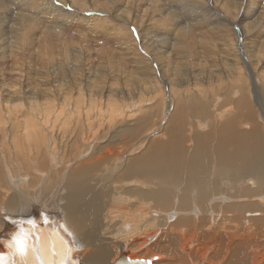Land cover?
<instances>
[{
  "label": "rangeland",
  "instance_id": "374dc122",
  "mask_svg": "<svg viewBox=\"0 0 264 264\" xmlns=\"http://www.w3.org/2000/svg\"><path fill=\"white\" fill-rule=\"evenodd\" d=\"M194 95L229 111L244 98L264 120V0H0V185L6 188L0 186V202L22 187V174H34L31 166L41 161L51 137L58 147L57 159L52 146L48 153L51 168H61L59 192L76 165L95 161L96 148L97 159L107 158L108 150L122 158L119 169L105 175L122 174L128 158L152 147L153 139L163 141L171 117L174 123L173 111L187 104L191 112ZM78 103L96 118L91 130L88 117L79 121L75 116ZM209 110L196 108L200 118L187 114L189 126H197L202 117L211 120ZM239 123L243 130L251 125ZM38 125L47 136V142L39 138L45 142L41 149L37 140L35 146L25 139L26 127L30 133ZM217 141L213 136L214 145ZM21 150L37 152L34 165L21 163ZM59 158L68 162L66 169ZM41 163L38 167L45 171L36 174L38 181L55 179ZM50 191L44 193L47 205L57 196ZM200 232L212 247L210 230ZM168 258L165 264L185 260L183 255L180 261Z\"/></svg>",
  "mask_w": 264,
  "mask_h": 264
},
{
  "label": "bare ground",
  "instance_id": "6f19581e",
  "mask_svg": "<svg viewBox=\"0 0 264 264\" xmlns=\"http://www.w3.org/2000/svg\"><path fill=\"white\" fill-rule=\"evenodd\" d=\"M194 97L191 112L187 111V104L173 111L177 112L173 114L174 123L171 117L163 141L153 139L152 147L128 158L122 174L114 178L105 175L121 166L122 158L108 150L107 158L97 159L96 148L92 156L95 161L90 165L80 162L76 165L79 169L75 168L77 171L62 182L64 192H59L62 177L58 171L60 167L66 169L68 162H62L59 156L60 169L51 168L48 150L52 146L51 154L56 158L57 144L51 137L44 146L45 142L40 141H46L47 136L42 127H33L31 134L26 127L24 132L29 138L25 139L29 144L37 142L38 148L44 146L43 151L39 149L41 165L45 162L44 166L56 177L39 182L36 174L43 175L45 170L39 169L41 161H37V166H31L33 175H21L20 191L13 193L7 188L13 194L7 192L8 200L0 202V256L4 257L0 264H113L122 256L144 261L155 258L153 264H163L168 257L180 261L182 255L185 260L178 264H264V120L257 118L244 98L241 106L229 111L226 105ZM196 108L203 112L210 109L207 113L213 118L202 117L197 126L190 127L185 116H195ZM76 111L79 121L88 117L91 130L96 118L89 117L81 103ZM62 114L63 110L54 115L55 119ZM177 114L183 115L179 116L180 121ZM109 115L115 116L112 112ZM246 121L251 125L243 130L239 122ZM97 135L92 134L90 142ZM213 136L218 140L216 145ZM27 152L18 153L21 163L29 166V161L34 165L37 152ZM106 181L110 184H104ZM104 185L106 188L100 189ZM51 189L57 196L47 205L44 193ZM5 197L2 195L1 200ZM205 228L213 238L212 247L203 241L200 229ZM17 236L25 237L23 253L15 246ZM154 249L164 252L153 254ZM256 249L258 254L250 253Z\"/></svg>",
  "mask_w": 264,
  "mask_h": 264
},
{
  "label": "water",
  "instance_id": "95a60500",
  "mask_svg": "<svg viewBox=\"0 0 264 264\" xmlns=\"http://www.w3.org/2000/svg\"><path fill=\"white\" fill-rule=\"evenodd\" d=\"M155 258L144 261V260H131L128 257L122 256L116 260L113 264H153Z\"/></svg>",
  "mask_w": 264,
  "mask_h": 264
},
{
  "label": "snow or ice",
  "instance_id": "6c2138e0",
  "mask_svg": "<svg viewBox=\"0 0 264 264\" xmlns=\"http://www.w3.org/2000/svg\"><path fill=\"white\" fill-rule=\"evenodd\" d=\"M14 243H15V246L17 247V250L20 252V253H23L24 250H25V237L24 236H17L14 238ZM4 257L3 256H0V260H3Z\"/></svg>",
  "mask_w": 264,
  "mask_h": 264
}]
</instances>
